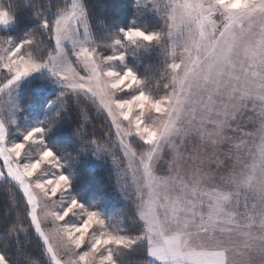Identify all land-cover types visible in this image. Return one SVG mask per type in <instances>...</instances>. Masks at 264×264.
<instances>
[{"label": "snow or ice", "instance_id": "1", "mask_svg": "<svg viewBox=\"0 0 264 264\" xmlns=\"http://www.w3.org/2000/svg\"><path fill=\"white\" fill-rule=\"evenodd\" d=\"M118 7L110 0L100 15L86 0H0V178L22 193L14 208L20 221L23 204L43 242L48 259L40 264H234L237 257L252 264L254 254L264 264L253 177L241 180L253 195L230 202L189 185L178 163L166 160L195 85L220 77L236 57L261 77L264 0H135L133 19L123 24ZM21 11L32 13L31 26L21 28ZM162 55L173 86L161 96ZM37 81L55 92L42 121L35 110L22 111V94ZM88 109L107 133L98 139L73 119L69 144L104 161L107 180L99 184L66 174L71 157L45 142L50 128L55 135L70 113ZM113 184L121 201L115 211L103 200ZM205 200L209 210L198 213ZM12 230L26 231L16 222L5 234ZM129 252L140 259L129 260ZM0 264H11L4 251Z\"/></svg>", "mask_w": 264, "mask_h": 264}, {"label": "clouds", "instance_id": "2", "mask_svg": "<svg viewBox=\"0 0 264 264\" xmlns=\"http://www.w3.org/2000/svg\"><path fill=\"white\" fill-rule=\"evenodd\" d=\"M234 63L212 82L194 86L192 102L179 118L181 131L168 143L166 160L178 163L179 176L189 185L222 192L230 202L253 195L248 184L241 182L242 177L252 176L257 198L251 203L257 212H264V69L258 79L242 57L234 58ZM159 68L157 91L162 96L173 86L163 55ZM208 210L205 200L197 212ZM161 212L164 216L168 209ZM234 264L243 261L237 257ZM252 264H261L255 254Z\"/></svg>", "mask_w": 264, "mask_h": 264}, {"label": "trees", "instance_id": "3", "mask_svg": "<svg viewBox=\"0 0 264 264\" xmlns=\"http://www.w3.org/2000/svg\"><path fill=\"white\" fill-rule=\"evenodd\" d=\"M37 2L46 5L50 2L56 4L57 0H37ZM59 2L63 3V0H59ZM117 2L119 7L115 12V18L120 21L121 24L132 20L133 14L135 13V0H117ZM86 3H89L93 11L100 15H104L109 11L108 5L110 4V0H86ZM18 19L21 21V28H24L25 25L31 26L32 13L30 11H21L18 14ZM30 90L31 91H29L28 94L25 93L26 99L30 97L29 102L32 101V103L38 107L40 116H43L44 110L48 107L47 101L54 99L55 93H47L48 90L46 89L36 91L35 88H31ZM73 119L80 121L75 112L70 113L67 117H65L63 127L55 131V135H53V131L51 130L49 135L46 137L48 146L51 147L57 154L67 152L65 139L69 138L70 133L74 132L76 127L75 123H71ZM99 119L101 121V125H104L103 119ZM87 129L90 128L87 127ZM92 133H95L94 135L96 137L100 135L97 131ZM90 135L93 134L90 133ZM67 164L72 166L71 160L68 161ZM83 168L84 167H81V169L78 170V175L92 177L94 184L106 182L107 179L104 176L105 172L101 168H96L92 171L85 170V174H83ZM72 173L75 177L76 174L74 171L71 172V174ZM107 191L108 190L105 192ZM105 192L103 193V197ZM73 193L74 195H77L76 192ZM21 196L22 193H20L17 186L11 182L5 183L3 179L0 178V251H4L7 254L11 264H29L30 261L34 262V264H40L41 259L47 260L45 254H43V243L36 235L34 228H30V221L23 218V204L20 206V221H18V210L14 208V202L19 201ZM14 222L17 223L19 228L26 231L16 232L15 230H12L5 234V229L11 228Z\"/></svg>", "mask_w": 264, "mask_h": 264}, {"label": "rangeland", "instance_id": "4", "mask_svg": "<svg viewBox=\"0 0 264 264\" xmlns=\"http://www.w3.org/2000/svg\"><path fill=\"white\" fill-rule=\"evenodd\" d=\"M70 2V0H69ZM31 88H35L36 91L42 90V89H46V88H42L41 87V83L39 81L33 83L30 88L27 90V92L25 93H29V91H31ZM46 90H48L47 93H55L52 88H47ZM25 93L22 94V98H21V102H22V111H24L25 109L27 111H33L35 110L38 113V117L36 118L38 121H42L44 119L43 116H40V111L38 109V107L32 103V101L29 102L30 97L28 99H26V95ZM24 100V101H23ZM27 100V102H26ZM79 112H75V114L78 116L79 118V123L81 124H85L86 125V130L89 132V134H95L92 132H99L98 134H100L98 137L96 138H100L102 135H105L108 131L107 126L104 124V126L101 125V121L100 119L95 115L93 110H87L85 112L84 115H81L80 113L77 114ZM25 114H27L25 112ZM85 116L88 117L87 120H85ZM87 127H89L90 129H87ZM51 128H50V132H51ZM53 131V130H52ZM47 137V136H46ZM45 137V142L47 144V138ZM75 137L73 135V132L70 133L69 138L65 139V144L67 145V152L62 153V154H57L58 156L64 157V156H70L71 157V163L72 166L68 165L67 162L65 163V173L66 174H70L74 177L73 173L71 174V172L74 171V173L76 174V176L79 174L78 170L81 169V167L83 168V174H85V170L86 171H92L96 168H101L104 172H105V164L104 161L101 160L99 157L93 155L91 152H86L84 151L82 148L79 150H74L73 147L69 144L70 140H74ZM48 146V144H47ZM49 147V146H48ZM54 151V150H53ZM55 152V151H54ZM121 159L122 156H121ZM110 162V161H109ZM124 163L126 164V161H124ZM86 167V168H85ZM88 169V170H87ZM107 179V176L104 175ZM18 187V186H17ZM119 192V187L116 186L115 184H113L112 188L108 189L107 192H105L103 200L104 202L109 206L112 207L113 210H118L121 206V201H119L117 199V193ZM74 195V193H72ZM78 198V197H77ZM39 238V237H38ZM40 239V238H39ZM42 242V240H41ZM43 243V242H42ZM45 256L47 257V255L45 254ZM48 259V257H47ZM128 259L135 261L140 259L138 253L136 252H129L128 253Z\"/></svg>", "mask_w": 264, "mask_h": 264}]
</instances>
